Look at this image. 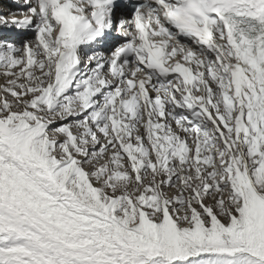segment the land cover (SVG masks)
Returning a JSON list of instances; mask_svg holds the SVG:
<instances>
[{
	"label": "snow or ice",
	"instance_id": "snow-or-ice-1",
	"mask_svg": "<svg viewBox=\"0 0 264 264\" xmlns=\"http://www.w3.org/2000/svg\"><path fill=\"white\" fill-rule=\"evenodd\" d=\"M16 2L0 264H264V0Z\"/></svg>",
	"mask_w": 264,
	"mask_h": 264
},
{
	"label": "bare ground",
	"instance_id": "bare-ground-1",
	"mask_svg": "<svg viewBox=\"0 0 264 264\" xmlns=\"http://www.w3.org/2000/svg\"><path fill=\"white\" fill-rule=\"evenodd\" d=\"M0 3H1V0H0ZM20 9H17V8H10L7 13L5 14H8V13H13V12H19Z\"/></svg>",
	"mask_w": 264,
	"mask_h": 264
},
{
	"label": "rangeland",
	"instance_id": "rangeland-1",
	"mask_svg": "<svg viewBox=\"0 0 264 264\" xmlns=\"http://www.w3.org/2000/svg\"><path fill=\"white\" fill-rule=\"evenodd\" d=\"M3 81L2 80H0V83H2Z\"/></svg>",
	"mask_w": 264,
	"mask_h": 264
}]
</instances>
